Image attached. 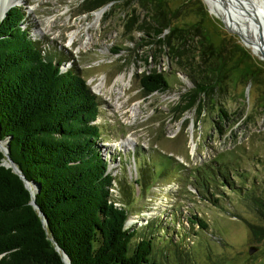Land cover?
<instances>
[{"label": "rangeland", "instance_id": "rangeland-1", "mask_svg": "<svg viewBox=\"0 0 264 264\" xmlns=\"http://www.w3.org/2000/svg\"><path fill=\"white\" fill-rule=\"evenodd\" d=\"M84 1L22 0L14 7L25 14L22 25L43 52L57 57L63 70H76L99 99L94 124L100 127L97 147L108 171L134 181L143 169L150 179L145 189L133 185L125 227L149 235L151 224L165 228L163 236H154L156 264H264V238L250 230V225L264 227L258 212L264 203V61L225 29L204 0H165L171 27L190 35L193 48L206 40L222 46L232 60L213 94L193 100L187 96L196 93L188 72L136 31L135 21L144 14L138 2L111 3L95 20L100 10L85 11ZM153 68L169 89L145 95L141 76ZM243 72L252 73L244 79ZM189 99L192 107L181 111ZM220 111L227 119H218ZM210 166L224 171L235 187L213 188L216 204L194 185L197 173L205 176Z\"/></svg>", "mask_w": 264, "mask_h": 264}, {"label": "trees", "instance_id": "trees-1", "mask_svg": "<svg viewBox=\"0 0 264 264\" xmlns=\"http://www.w3.org/2000/svg\"><path fill=\"white\" fill-rule=\"evenodd\" d=\"M116 1L121 0H85L83 6L93 12ZM134 1L144 11L135 21L136 31L188 72L196 93L187 96L209 98L226 61H232L223 47L198 40L193 48L190 35L171 27L165 0ZM24 19L19 7L10 8L0 19V142H8L9 158L39 189H27L21 177L3 165L6 157L0 150V264H65L62 255L70 264H156L154 236H163L165 228L151 224L149 235L125 227L133 185L145 189L150 179L143 169L134 181L108 171L97 147L100 127L94 124L99 99L76 70L60 71L61 61L31 39L22 27ZM193 55L197 64L192 63ZM187 59L188 63L182 62ZM251 73L241 76L248 79ZM140 83L145 95L169 89L164 75L154 68L142 74ZM189 100L181 111L192 107ZM218 119H227L226 113L220 111ZM220 167L226 170V165ZM224 173L212 166L205 176L197 173L196 190L210 196L203 199L216 204L213 188H235ZM234 175L242 179L237 171ZM260 205L258 212L264 218V203ZM196 224L207 228L198 219ZM250 230L254 237L264 238V227L250 225Z\"/></svg>", "mask_w": 264, "mask_h": 264}, {"label": "bare ground", "instance_id": "bare-ground-1", "mask_svg": "<svg viewBox=\"0 0 264 264\" xmlns=\"http://www.w3.org/2000/svg\"><path fill=\"white\" fill-rule=\"evenodd\" d=\"M21 2L22 0H0L1 13ZM204 3L209 12L222 20L226 27L245 35V46H251L253 54L258 53L261 58L260 49L264 52V0H204ZM102 13L101 10L96 12L95 20Z\"/></svg>", "mask_w": 264, "mask_h": 264}, {"label": "water", "instance_id": "water-1", "mask_svg": "<svg viewBox=\"0 0 264 264\" xmlns=\"http://www.w3.org/2000/svg\"><path fill=\"white\" fill-rule=\"evenodd\" d=\"M14 6H15V5H11V6H10V7H9L4 13H1V6H0V19H3V18L6 16L8 10H9L10 8L14 7ZM104 8H105V7H104ZM220 21L222 22V20H220ZM222 23H223V22H222ZM223 25H224L225 29H226L228 32H230L231 34H235V35H237L242 41L246 38L245 35H243L242 33L231 30L230 28L226 27L224 23H223ZM260 29H261L260 31L262 32V28H260ZM259 48H260V46H259ZM260 50H261V52H260V53H261V60L264 61V52L262 51V49H260ZM3 144H4L5 146H3ZM7 144H8V142H0V150L3 151L4 156L6 157V160H5V162L3 163V165H4L6 168H11L12 171H13L14 173L18 174V175L21 177V179H22V181H23V183H24V185L26 186L27 189L30 190V189L32 188L34 192H37L38 189H39V187L36 186L35 184H29V183L23 178V176H21L20 171H19L18 168L14 165V163L12 162V160L9 158V156H8V145H7ZM31 205L34 206V207H36L33 201L31 202ZM254 251H255L254 248H250V249H249V254H252ZM62 257H63V261H64L65 264H70L69 260L67 259V257H66L65 255H62Z\"/></svg>", "mask_w": 264, "mask_h": 264}, {"label": "built area", "instance_id": "built-area-1", "mask_svg": "<svg viewBox=\"0 0 264 264\" xmlns=\"http://www.w3.org/2000/svg\"><path fill=\"white\" fill-rule=\"evenodd\" d=\"M101 9H103V8H101ZM100 10V9H99ZM22 27H23V25H22ZM24 28V27H23ZM68 69H65V70H63V66H61V68H60V71L61 72H65V71H67Z\"/></svg>", "mask_w": 264, "mask_h": 264}]
</instances>
